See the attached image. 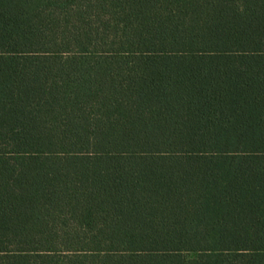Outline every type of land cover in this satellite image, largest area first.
<instances>
[{"label": "trees", "instance_id": "trees-1", "mask_svg": "<svg viewBox=\"0 0 264 264\" xmlns=\"http://www.w3.org/2000/svg\"><path fill=\"white\" fill-rule=\"evenodd\" d=\"M0 264H264V0H0Z\"/></svg>", "mask_w": 264, "mask_h": 264}]
</instances>
